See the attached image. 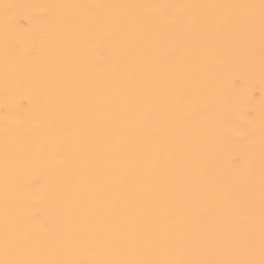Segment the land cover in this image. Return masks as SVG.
Returning a JSON list of instances; mask_svg holds the SVG:
<instances>
[{"label": "snow or ice", "instance_id": "obj_1", "mask_svg": "<svg viewBox=\"0 0 264 264\" xmlns=\"http://www.w3.org/2000/svg\"><path fill=\"white\" fill-rule=\"evenodd\" d=\"M20 10L40 30L26 43ZM3 87L41 96L0 149V264H264V109L231 173L210 74L264 78V0L0 3ZM225 127H233L224 121Z\"/></svg>", "mask_w": 264, "mask_h": 264}, {"label": "bare ground", "instance_id": "obj_2", "mask_svg": "<svg viewBox=\"0 0 264 264\" xmlns=\"http://www.w3.org/2000/svg\"><path fill=\"white\" fill-rule=\"evenodd\" d=\"M140 3V2H170V0H0V3L14 4H47V3ZM184 3H234L247 0H178ZM32 10H20L17 14L15 28L18 35L26 43H31V37L40 28L30 18ZM2 25V16H0ZM2 46V32H0ZM211 88L215 105L222 120L217 124L216 132L205 142L208 154V165L218 174H230L232 156L244 143L243 133L249 127L245 113L252 110L257 117L264 109V78L258 69L250 72L242 63L228 59L219 60L210 74ZM43 104L38 90L27 83L13 86L8 93L3 87V61L0 57V149L3 143V131L6 117L9 118V128L13 131L26 130L35 124L42 112ZM224 121H231L233 127H225Z\"/></svg>", "mask_w": 264, "mask_h": 264}]
</instances>
